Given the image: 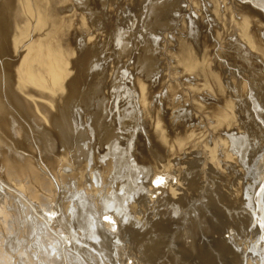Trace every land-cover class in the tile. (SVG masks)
<instances>
[{"label": "bare ground", "instance_id": "obj_1", "mask_svg": "<svg viewBox=\"0 0 264 264\" xmlns=\"http://www.w3.org/2000/svg\"><path fill=\"white\" fill-rule=\"evenodd\" d=\"M77 1L80 2L81 0ZM77 1L0 0V264H246L244 263V261L247 262L248 252L246 253V251L242 247V244L239 243V237L242 236V234L246 230L248 231L251 229V226H253L251 223L255 222L257 217L255 218V212L251 211V209L250 211L252 213L247 212L246 209L243 210L245 206L243 207L241 205H238L239 203L237 204V201L239 200L238 198L235 197V199L232 197L233 201L230 200L231 197H229V194L231 191L229 192V190L222 189L224 186L221 188V184L224 181H219V179L217 180L215 178L219 177L221 179H225V175L227 173L225 174L223 171L233 165L230 161L234 159V149L237 146L240 148L241 146L244 147L243 143H241L242 141L248 142V146H246V142L244 143L246 148L249 146L251 147V150H247L250 151L249 153L251 160L257 158L260 155L258 153L259 151L257 149L256 142L254 143L256 144V147H254V144H252L250 140L247 141V139L245 138V136H247L249 133L250 127H248L249 130L247 129L248 133L245 131V136L243 133L240 134L243 137L240 135H238L237 137V135H235L236 133H233L235 130L233 126L237 123L235 120H238L236 119L238 114L237 109H239L240 111L241 107L236 108V106H239L237 105L238 103L234 101L235 98L233 99L232 96H230L229 91H231V89H229V86L235 87L233 88V90L235 89L238 93H244V91H240V88L244 87L243 85L245 83L241 85L238 82V84H236V79H233L234 77L232 78L234 81H226L227 78L229 79L232 77H229L228 75H226L228 76L226 80L222 81V72H219L218 69L212 66L215 65V62L213 61L216 60H212V65L211 63H209V56H207L208 52H206L205 54H202L201 52H195L196 50H193L194 48H192V45H182L180 43L182 41H179V44L181 45L180 49H176L179 51H173L175 53L177 52L176 55L175 53H172L179 60L177 58H174V56L172 58H174V60L177 59L180 63V67L182 66V68L179 69V67H177L176 69L178 71H175H177V73H192V75H195L196 79H190V81L187 80L186 82L185 79L189 78V76L191 75H189L188 77L186 76L187 78H181V76L179 78L178 75L180 73L178 75L176 73L177 76L174 75V77H171V79L169 80L166 77V80L168 81L162 82L169 92L168 94L166 91H164L165 93H167V95L165 96V100H167L168 96L169 98L173 97L174 95L175 97H177L176 92L178 93L182 90L184 94L182 92L181 93L184 95V100L185 98H187L192 101L193 105L191 107H194V109L197 110L198 116L202 113H204V115L208 113L209 117L211 116L210 118H213L214 120V122H212L209 118L210 122H212L209 125L211 129L210 127H208V131H210L213 136H208L206 132L203 131V128H205L206 126H202L203 130L200 131L199 128L201 126L199 125L203 124H200L201 122H199V124L197 123V126L199 127L195 125L196 123H192L195 125L194 128L193 126H189L188 128L186 126H183L182 128V120H178L180 121L181 125L178 124V121L175 122V120L178 119L177 117L181 115L179 114L180 112H176L175 107L172 109L175 110V115L177 113L179 114L177 117L174 115V112L171 113L173 110H171V112H167L169 110L167 108L168 110L166 111V114L171 113L175 116L173 117L175 120H170L169 118H171L172 115L169 114V116H171L169 118L166 117V115L162 112L163 110L161 106L153 103V97L157 95L155 91H153V88H156L154 87L155 82L158 83V80L160 79L157 78V81L156 79H153V81V76H150L152 77L150 78L151 80H149L148 78L150 72L153 71V68H158L155 67L156 59L158 57H156V59L152 57V53L150 52L151 49L149 50L151 54H149V52L147 53L148 49L145 47L141 48L142 50L140 49V53L138 51V57L136 56L137 60L135 56L133 57L136 60L135 66L137 65V68H139V64L141 68V72H139L140 70H138L140 74L138 75L137 73L136 79H134L135 86L138 91H136L135 89L134 92L136 93V95L132 93L133 96L135 95V101L137 102L134 101L135 104L131 102V105H125L127 107H131H126L124 111H121V105H115V108L118 109V113H115L113 110V105L116 103L111 104V102H114L121 96L123 97L124 94L123 92H121L123 95L121 94V96H119L118 98L115 97L116 99L114 98L115 100H112L110 102L112 96H110L109 94L111 93L108 94V92H106V88H108L109 82L108 79L107 81L105 79L103 80L104 75H107V73H105L107 72V70L105 69L106 66L104 64L105 60L102 58L104 60L102 61L100 58H97L99 57L100 53L98 54L97 52H95L96 50H93V48L88 45L89 42H87L88 44L86 43V41L89 39L85 38L86 34L84 36L81 35L80 37H78H83L82 40L80 39L81 43L76 41L77 44L80 43V49L76 47V50L73 49V44L71 45V41L69 42V40L73 39L74 37L71 36L72 38L69 39L71 27L76 24L73 23V19L75 18L74 16H76V18L77 16H81L80 20L83 26H86L88 22H90L88 21L86 24V21L88 20L87 18L89 17L87 16L85 18L84 12L83 14H81L82 11H79L80 8ZM147 1L149 2L151 0ZM159 1L160 0H156L155 2L152 1V3H150L147 7V12L144 18V23H146L145 25L147 27H155V25L161 23L166 9L173 4L175 5L176 3H179L177 2V0H164L161 2ZM215 1V4H217L218 7H226L227 1L224 0V3L222 2L223 0H220L222 6L218 4L220 3L219 0ZM231 1L232 0H230V2ZM243 1L241 2L243 3ZM246 1L245 4L251 2L253 3V5L256 4L264 10V0ZM113 2L115 3V0H113ZM113 2L110 4H113ZM127 2L125 1L124 4L126 5ZM137 2L138 4H140V0H137ZM212 2L214 1L212 0ZM235 2L233 3L232 1L231 3H233L235 6L236 4H238ZM237 2H239V0ZM134 4L131 3L130 7L131 5L134 6ZM195 4L197 5V1L195 2ZM223 4H225V6H223ZM91 5L92 4H89L88 6L90 7ZM106 5H108L109 7V4ZM119 5H117V7ZM214 5L212 6L214 7ZM242 5L243 4H241V6ZM100 6H102V4ZM217 6L215 5L216 8L214 7V11L218 15V18L222 19L224 15H222L221 13L223 11L221 12V9H219ZM241 6L238 5L239 8H241ZM130 7L124 8L130 9ZM213 7L212 13L214 12ZM238 7L236 8L235 6L234 10L236 11ZM82 8L83 7H81V9ZM229 8L231 9V6H227L226 9L224 8V11L229 12ZM244 8H247V6ZM251 8L253 7L251 6ZM88 9L90 11V8ZM106 10L108 11V9ZM123 10L125 9H122V11ZM251 10L253 11V9ZM251 10H249L247 13L250 12L249 14H251ZM256 10L260 9L256 8L254 12ZM132 11L133 10L131 9L130 13L135 12ZM230 11L232 12V10ZM100 12L103 14L104 10L103 12ZM114 14L116 15V12ZM230 14L231 13H229V15ZM257 14L261 13L259 12ZM126 15L127 14H125L124 17L127 18ZM248 15L245 14L241 16L242 18L239 20L235 19V17H232L235 15H232L230 16L232 18H229L227 13V19H229V22L231 21V25L227 22L230 25V28H228L229 26H227V32L229 34H232L231 37L239 43V46H246V48L244 47L246 51H243L246 54L245 57L249 54H252L256 55V57L259 59H263L264 61V41H262L259 34L255 31L253 32L251 28V23L253 22L252 20H256L251 19L253 17V14L251 18L250 15ZM262 15L264 16L263 12ZM131 16V19H133V16L135 17V15L133 14ZM137 17H135V19H138ZM142 17L139 18L141 19ZM166 17H168V15ZM146 18H148V20H146ZM140 19L138 20L140 21ZM99 20H101V18H99ZM134 21L136 22L137 20ZM225 21H223L224 24H226ZM259 21L262 22V20ZM122 22L123 21H121L120 24L118 22L116 23L121 26L123 23H127L128 21L123 23ZM220 22L221 21H218L216 24H218L219 26ZM130 23L127 24V27ZM257 23H255L256 26H259V24ZM76 25L79 26L80 24L78 25L77 23ZM129 26L131 27V24ZM262 26H264V24L261 25V28L259 26V28L263 29L264 27L262 28ZM86 28L85 30H87ZM94 29H96L95 31L102 30V28ZM215 29L217 31L216 27ZM222 29L220 30L226 32V29ZM107 30L110 29L107 28ZM130 30L132 31V29ZM124 31H126V27ZM260 31L264 32L262 30ZM121 32L117 33V35H114L116 33H113V31L110 32L112 33V35H114L113 38L117 36L118 41L120 42L117 43V46H120L121 43L122 45L123 43L126 44V42L124 41L125 37L123 38V33ZM143 32L145 33V31ZM218 34L219 33H217V35ZM93 35L94 34H92V36L90 37H93ZM221 35L223 34L221 33ZM105 36L107 37V35ZM108 36H111V34ZM132 37H134L135 39V36L132 35L131 38ZM188 37L186 38L189 39ZM197 37L199 38L196 39V42L197 44H200H198V47L201 48V39L203 40V38H200L199 35ZM220 37L222 38L223 36ZM231 37L229 36V38ZM94 39H96L95 35ZM94 39H92L91 41L93 42ZM223 39L225 38L223 37ZM183 40L186 41L185 39ZM205 40H207V37L205 38ZM96 41L101 40H99L98 38L96 39ZM190 41L188 40V42ZM114 42V44H116V41ZM212 42L210 44H212ZM228 42H230L231 44L230 39ZM109 43H111V41L107 44ZM134 44L135 45H132L133 48L134 46L136 47L135 42ZM140 44L142 43L140 42ZM145 44L146 43H144V45ZM91 45L95 46L96 44ZM124 46L125 48L127 47L126 45H123V47ZM196 46L197 45H195V47ZM206 46L204 47L205 51L207 50L205 49ZM214 47L215 46H213V48ZM120 48L122 49V46H120L119 49ZM127 48L126 51L128 50ZM114 49L110 51L112 52ZM208 49L210 51L212 50L210 49V47ZM218 49L216 50L219 51ZM97 51L100 52L99 50ZM107 51H105L104 53H106ZM225 51L227 50L225 49ZM225 51L223 52L227 53ZM127 52L125 54H128ZM214 53L215 51L213 52V54ZM231 53L235 54V51ZM101 55L103 54L101 53ZM218 55L220 54L218 53ZM242 55L243 53L241 54V56ZM250 55L248 56V58L250 57ZM210 56H212V53ZM107 58L106 60L109 59ZM112 58H110L111 61L115 57L113 59ZM215 58L216 57H214V59ZM222 59H220L219 61H221ZM234 59L236 58L234 57ZM251 59H248L249 62H254V60ZM158 60L159 59H157V61ZM223 60H225V58ZM111 61L110 63H112ZM123 61H125L124 58ZM176 61L175 64L172 62L174 66H176V64L178 63H176ZM263 61L262 63L264 64ZM129 62L130 61L127 62L128 64L126 63L128 66L124 64L123 65L129 67ZM159 62L157 63L159 64ZM167 62H170L171 65V61ZM122 63L121 67H123ZM259 63L261 64V62ZM217 64L219 65V63ZM106 65H110L111 67L113 66V68H115L112 64ZM177 65L179 66V64ZM245 65L247 66V64ZM255 65L256 64L254 63V66ZM263 66L260 67L263 68ZM130 68L132 70L133 67ZM255 68L257 67L255 66ZM122 69L123 68H121V70ZM136 69H134L135 72ZM163 69L168 70V67ZM174 69L175 67L171 70ZM245 69L249 70L250 68L249 66H247V68L245 67ZM117 70L116 72H118ZM234 70L235 69L230 72L235 73L237 69L235 70V72H233ZM113 71L114 73H112L115 74L116 72L114 69ZM158 71L159 70H157L156 72ZM162 71L166 72L164 70H161V72ZM239 71H237V75L240 74ZM259 71L261 73L264 70ZM133 74H131V76H134ZM156 74L158 75L160 73ZM127 75L125 74L124 76ZM235 75L236 74H234V76ZM240 75L242 76V74ZM256 75L255 78H258L256 77ZM260 75L261 74H259L258 76L261 77L262 75ZM109 76L112 78L113 75ZM119 76L122 75L119 74ZM161 76H163V73ZM110 77L109 80L111 79ZM163 77L165 78V76ZM191 78L194 79L193 77ZM249 78L246 80L244 78L242 80L249 81ZM119 79H117V81ZM239 80L240 78L238 79V81ZM242 80L240 81L242 82ZM111 81H113V79H111ZM127 81H130L129 78ZM251 81L254 82L253 80ZM261 81L262 84H264V81ZM225 83L227 84V86ZM131 84H134V82L132 81L130 85ZM159 84L157 85L159 86ZM251 85L253 84L251 83ZM248 86L249 85H247L246 87L248 88ZM253 86V89H255V85ZM109 87H111V83ZM119 87L121 86L118 85V89ZM260 87V89H262L261 85ZM115 88V91H117V87ZM162 88L163 86L161 85V88L157 89ZM260 89L258 88L257 90ZM121 90H123V87L121 88ZM262 91H264V87ZM262 91L260 90L261 93ZM126 92L128 93V91ZM203 92L206 93L204 94ZM256 92L257 91H255V94L257 95ZM127 93L126 95L129 97L131 93ZM247 93L249 94V91ZM261 93H258V95L261 96ZM114 94L116 95L115 92ZM161 95L158 94L157 97H160ZM200 95H203L202 98L206 96V98H208V95H210L215 99H212L213 102L210 105L207 103V105L204 102V99V101H202V98L200 100ZM234 95L235 94H233V96ZM236 95L239 94L236 93ZM243 95H245V93ZM109 97H111V99ZM162 97L164 96L162 95ZM162 97L161 99H158V101L161 100L163 102L162 99L164 98ZM178 97L180 98V96ZM210 98H208V102ZM245 98L248 97L246 96L244 97V99ZM174 100L172 103H175ZM186 100L184 102L187 103ZM190 100L188 101V104ZM250 101L248 102L250 103ZM120 102L121 101L118 100V104ZM164 102L166 103L167 101ZM160 105H162V103ZM205 105L208 107H206ZM181 108L185 109V107ZM187 108H189V106H187ZM252 108L254 110L256 109L255 104L252 105L250 109ZM250 109L248 110L250 111ZM185 111L187 112V109ZM243 111H245V109ZM191 113V111H188L187 115ZM195 115L192 116L195 117ZM188 116L190 117L191 115ZM121 117L126 120L128 119L129 121H127L126 124H122L124 123L122 121L126 120H121L122 123H120L119 118ZM204 117L201 118L203 119ZM237 118H240V116H238ZM254 119L256 121V118ZM191 120L189 123H191ZM204 121L206 120L204 119ZM207 121L209 122V120ZM247 122H250L249 119ZM185 125H187V123ZM205 125L207 124L205 123ZM231 126L232 128H230V130L233 132L227 133V131H225V128L229 129V127ZM235 126L237 127V125ZM240 127H242V125H240L239 128ZM243 127L245 128V126ZM222 129L223 131H225V134H227H224L225 137L221 134L223 133L220 131ZM260 129L261 127L259 128V132L262 131ZM127 130L129 132L125 133ZM205 134L207 135L206 138H209L211 136L210 138H212L213 142L210 143L208 139L204 138L206 136ZM229 137H231L232 139L230 138V140ZM255 137L258 136L256 135ZM262 138L263 137L260 138V142ZM240 143L242 145H239ZM220 144L222 145V148L220 147ZM219 148H221L222 150ZM197 150H199L200 153ZM220 150L222 151L220 155H224V158L222 157V159L220 158L221 156H218V152H220ZM137 151L140 152V154H138ZM195 153L201 154L202 157H207V160L209 157V160L213 162V164L211 163L210 167L208 166V163L210 162H204L205 167H207L208 171H210L207 172L209 173V175H211L212 181L210 179H207L208 181L210 180L211 183L209 181L210 184H207L208 186L205 188L203 186V188L201 189L200 187H202V183L204 181L202 183H198V177L202 175H199L200 171H198V168L194 167V165L197 164L195 161L198 158V156L197 158L194 156L196 155ZM206 153L208 154V156L206 155ZM243 153L241 155H243ZM187 154L190 155L186 156ZM182 155L184 157L186 156L187 158H184V160L183 158H181ZM190 156L195 158V160L192 158V160H190L188 158ZM202 159L199 158L198 160L201 161ZM228 160L230 162H228L229 166L226 163ZM201 162L203 163V160ZM205 167L203 166V168ZM205 170L203 169V172ZM205 173H203V175ZM208 176H206L205 179ZM240 178L241 177H239V179ZM194 179H196L198 182ZM243 179H245V177H243ZM197 189L201 193L199 191L197 193ZM238 193L239 192H235V194H237L236 196H238ZM243 197L245 196L243 195ZM261 197H259L260 200H258V205H260L261 201H264L263 199H261ZM246 200H249V198ZM250 204L251 202L248 205ZM256 204L257 203H255V205ZM183 205L186 206L185 214L181 209L179 210V208H181ZM240 206L242 208H240ZM154 210L158 213L160 212L161 216L163 217H165L166 215L167 219H165V221L161 224L152 222L151 220L155 219V217L151 218L149 217V215L152 214ZM226 223L230 226L226 227ZM231 227L236 228L238 232V235L233 238L231 237V234L226 235V233H229L230 230L234 231V228ZM249 227L250 229H247ZM259 228L261 229V226ZM259 228H256L257 232L262 231V229L259 230ZM215 231L220 233V235L217 234L218 237H215ZM253 231L255 232V229ZM210 235L213 236L211 238H206ZM243 243L245 242L243 241ZM250 248L252 251L253 247ZM257 250L259 252V249ZM251 251H249L250 255L248 254L250 258L251 256L255 257V254L258 253L257 251L256 253H254L255 251ZM251 253H253L254 255H252ZM256 257L259 258L258 254ZM258 263L261 264L260 262Z\"/></svg>", "mask_w": 264, "mask_h": 264}, {"label": "rangeland", "instance_id": "obj_2", "mask_svg": "<svg viewBox=\"0 0 264 264\" xmlns=\"http://www.w3.org/2000/svg\"><path fill=\"white\" fill-rule=\"evenodd\" d=\"M75 1V0H74ZM77 1V0H76ZM90 1H94V0H81L80 2L79 1H77L79 4V11L81 10L82 11V13L81 14H83V12H84V15H85V18L88 16L89 18H87L86 20V24H87V22L88 21H90L91 22V24H90V22H88V24L86 25V26H83L82 24H81V16L80 17H78L77 16V18H76V16H74L75 18L73 19V23H78V25L79 26H81V27H79V26H77L76 24H74V26L73 27H71V30H70V33H69V39L70 38H72L71 36H74L73 37V39H74V42H73V39H70L69 40V42L71 41V45H72V47H73V49H75L76 50V48H78V49H80V47L81 46H79V44L81 43V40H82V38L83 37H81V38H78V37H80L81 35L82 36H84L85 34V38H92V39H94V35H95V38L96 39H98L99 38V40H101V41H96V39H94V43L91 41L92 39H86L87 41H86V43L87 42H89V46L90 47H92L93 48V50H96L95 52H97L98 54H99V57H97V58H100L102 61H104V64H105V69L107 70V72H105V73H107V75H104V78H103V80L105 79L106 81H107V79H108V88H106L107 89V91L106 92H108V94L109 93H111V94H109L110 96H112V99H111V97H109L111 100H110V102L113 100H115L116 98H118L119 96H121V92H123V97L121 96L119 99H116L114 102H111V104H114V103H116V104H114L113 106H114V108H113V110H114V112L116 113L117 112V108H115V105H121V107H120V109H121V111H124V109L127 107V106H125V105H131L132 103L133 104H135L134 103V101L136 100V97H135V95H136V93L134 92L135 91V89H136V86H135V80L134 79H136V76H137V73H138V75L140 74L139 72H141V68H140V66H139V64H138V67L139 68H137V65L135 66V64H136V60H137V58H136V56L138 57V54L140 53V51L142 50L141 48H147L148 50H147V53L149 52V50H150V52L152 53H150L149 52V54H151V56L152 57H154L155 59H156V57H158L157 59H159L158 61H157V59H156V64H155V67H158V68H153V73L152 72H150V74H152V75H150L149 74V80H151L150 78H152V77H150V76H153V78H152V80L154 79H156V81L158 80L157 78H159L160 80H158L159 82H160V84H159V82L157 83V82H155V86L154 87H156V88H153V91H155V93L158 95H163L164 97H162V95L159 97H157V95H155L154 97H153V103L154 104H156V105H158V106H161V108H162V112L166 115V117H170L171 115H172V117L171 118H169L170 120H175L173 117H177L179 114H181L179 117H177L178 119L177 120H175V122L176 121H178V120H182L181 121V123H182V128H183V126H186L187 128L189 127V126H193V128L195 127V125L197 126L198 124H199V122H201L200 124H202V125H199V126H201L199 129H200V131L201 130H203V131H205L206 132V134L209 136V135H211V136H213V134H211L210 133V131H208L209 129H208V127H210L209 125H210V123H212V122H214V120H213V118H210L209 117V115H208V113L207 114H205L204 115V113H200L201 115H197V110L196 109H194V107H191L192 105H193V103H192V101L190 100V99H187V98H185V100L187 101V103L186 102H184L185 100H184V93H183V91L181 90H178V91H180V92H176V96L177 97H175V95L173 96V97H170L169 98V96L167 97V100H165L166 98H165V96L167 95V93L169 94V92H168V89H166V87H165V85H163L164 83H162V82H166V81H168L169 79H171V77H174V75L175 76H177L179 73V75H178V77L180 78V76H181V78H187L189 75H191V76H189V78H187V79H185L186 80V82H187V80L188 81H190V79L191 80H195L196 78H195V75L193 74L192 75V73L190 74H188V73H185V72H178L177 73V67H179V69L180 68H182V66L180 67V63L178 62V58L176 57V56H174V54H172V53H175V52H173V51H179V50H176V49H180V44H179V41H182V42H180L182 45L183 44H189V45H192L193 47L192 48H194L193 50L195 51V52H201L202 54H205L206 52H208L207 53V56H209L208 58H209V60L211 61H209V63H211V65H212V63L213 62H215L214 64L215 65H212L213 67H215L216 69H218L219 70V72H222L221 74H222V81L223 80H226V78L229 76V77H231V78H227V80L226 81H231V80H233V79H236V84H238V82L242 85V84H244L243 86L245 87H242L240 84V86L242 87V88H240V91L242 90V91H244V93H245V95L246 94H248L247 92L249 91V94L248 95H246L248 98H245L244 99V97H246L245 95H243L244 93L243 92H240V93H238L235 89V91L233 90V88H235V87H232V86H229V89H231V91H229L230 92V96H232V98L234 99V101L235 102H237L236 104L239 106V107H237L236 106V108H240V111H239V109H237V112H238V114H237V117L238 116H240V118H237L236 117V119H238L239 121L240 120H242L243 121V124H242V121H238V120H235L237 123H239L240 125H242V127H240L239 128V124H237L236 122V124L235 125H237V127L235 126H233V128L235 129L234 130V132L233 131H231L230 130V128H232V126L231 127H229V129L228 128H225L224 130L225 131H227V133H236L235 135H237V137H238V135H240V134H244L245 133V131L248 133V131H247V129H248V127H250L248 130H249V133H248V137L247 136H245V134H244V136H245V138L247 139V141L248 140H250L251 142H252V144H254L255 142H256V144H254L253 146L254 147H256L257 146V149H258V153L260 154H258L259 156L257 157V158H255V159H253V160H251V157H250V151H247V150H251V147L249 146V147H247L246 148V146H248V142H246V146H245V142H241V143H243V145H244V147H245V149H244V147L243 146H241V148L240 147H236L235 149H234V159H232L230 162H231V164H233V165H231V167L230 168H227L225 171H223L225 174V179H221V178H219V177H215L217 180L219 179V181H221V180H223L222 182L224 183H220L221 184V188L222 189H225V190H229V192H230V194H229V197H231L230 198V200H232L233 201V199H232V197L233 198H238L239 200L237 201V204L238 205H241V206H245L244 208H243V210H247V212H250V213H252L251 211H253V212H255V218H256V223L255 222H252L251 224L253 225V226H251V229H250V227L249 228H247V229H250V230H246L243 234L245 235H243L242 234V236H240L239 238H240V240H239V243L240 244H242V247L244 248V250L246 251V253H247V262L246 261H244V263H246V264H257L258 262H260L261 264H264V257H263V253H264V231H263V228H264V201H261L260 202V205H258V200H260V198L259 197H261L262 195V197H261V199H263L264 200V91H262L263 90V87H264V84H262V81L261 80H263L264 81V71H262L261 73H260V71L259 70H264V64L262 63V61H263V59H259V58H257L256 57V55H250V57L252 58H248V56L249 55H247L246 57H245V49H244V47L246 48V46H239V43L235 40V39H233L232 37H231V33L229 34L227 31H228V29H227V26H229L228 28H230V25H231V21L229 22V19H227V17L229 16V18H232V17H235V19H241L242 17L241 16H243V15H245V14H249V13H247L249 10H251V9H253V11L251 10V14H249L250 15V18L252 17V14H253V17L251 18V19H256V20H252L253 22L251 23V28H252V30H253V32L255 31L256 33H258L259 34V36H260V38L262 39V41H264V37H262V36H264V32H261L260 30H262V31H264V26H262V28L263 29H260L261 28V25H263L264 24V16L262 15V12L264 13V10L262 9V8H260L259 6H257L256 4V6L255 5H253V3H251V2H249V3H246L245 4V1H243V0H239V2H237L238 0H236V2H235V0H232L233 1V3L235 2V3H238V4H236L235 6H236V8L238 7V5L239 6H241V4H243L242 6H241V8H239L238 7V9H236V11L234 10V8H235V6H234V4L233 3H231L230 2V0L228 1V0H225V1H227L226 2V7H218L217 6V4H215V0H213L214 2H212V0H177V2H179V3H176L175 5L173 4L172 6H170V7H168L167 9H166V12H165V15H164V17H162V22L161 23H159V24H157V25H155V27H147L145 24L146 23H144V21H145V14H146V12H147V7H148V5L150 4V3H152V1H156V0H151V1H147V0H140V4H141V6H140V4H138V2H137V0H134V1H130V0H128V2H127V0H118V2H117V0H115V3L113 2V0H111V2H110V0H100V3L102 4V6H100L101 4L99 3V0L98 1H94L93 3L92 2H90ZM105 1V2H104ZM122 1V2H121ZM126 1L127 2V4L125 5L124 4V2ZM161 1H164V0H160L159 2H161ZM173 1V0H172ZM171 1V2H172ZM181 1V2H180ZM197 1V5L195 4V2ZM199 1V2H198ZM209 3H208V2ZM222 1V0H221ZM241 1H243V3L241 2ZM83 2H84V4H83ZM87 2H89V3H87ZM104 2V3H103ZM107 2V3H106ZM113 2V4H110V3H112ZM116 2H117V4H116ZM120 2H121V4H120ZM134 2H135V4H134ZM174 2H176V1H174ZM203 2V3H202ZM219 2H220V0H219ZM222 2H224V0L222 1ZM247 2V1H246ZM86 3V4H85ZM109 4V7H108V5H106V4ZM132 3V4H134V6L133 5H131V7H130V4ZM147 5H146V4ZM198 3H199V6H198ZM217 3H218V1H217ZM225 3V2H224ZM81 4V5H80ZM89 4H92L90 7L88 6ZM99 4V5H98ZM104 4H105V6L107 7H105L104 6ZM120 4V5H119ZM183 4V5H182ZM219 8V9H221V14L222 15H224L223 17H222V19H223V21H225V19H226V24H224V22L222 21V19H219L218 18V15L216 14V12L214 11L215 10V5ZM219 5H221L222 6V3L220 2V3H218ZM249 4H250V6H249ZM98 5V6H97ZM117 5H119L118 7H117ZM121 5H122V7H121ZM125 5V6H124ZM146 5V6H145ZM182 5V6H181ZM212 5H214V7L212 6ZM85 6V7H84ZM104 6V7H103ZM111 6V7H110ZM113 6V7H112ZM116 6V7H115ZM130 7V9H126V8H129ZM144 6V7H143ZM197 6H198V8H197ZM223 6H225V4H223ZM227 6H231V9L230 10H232V12L229 10V12H226V11H224V8L226 9L227 8ZM247 6V8H244V7H246ZM249 6V7H248ZM251 6L253 7V8H251ZM255 6V7H254ZM81 7H83L82 9H81ZM92 7V8H91ZM96 7V8H95ZM102 9H101V8ZM124 7H126V8H124ZM138 7V8H137ZM146 7V8H145ZM200 7V8H199ZM205 7V8H204ZM212 7L214 8L213 9V13H212ZM232 7H233V9H232ZM259 7V8H258ZM88 8H90V11H89V9ZM98 8V9H97ZM100 8V9H99ZM105 8V9H104ZM111 8H112V10H111ZM116 9V11H115V9ZM125 9V10H123V11H125V12H123L122 11V9ZM136 8V9H135ZM249 8H251V9H249ZM257 8V9H260V10H256L255 12H254V10ZM84 9V10H83ZM85 9H87V10H85ZM93 9V10H92ZM106 9H108V11L106 10ZM131 9L133 10V11H135L134 13H130L131 12ZM135 9V10H134ZM174 9H175V11H174ZM239 9H240V11H239ZM244 9V10H243ZM249 9V10H248ZM95 10V11H94ZM103 10H104V12H103ZM118 10V11H117ZM120 10H121V13H120ZM138 12H137V11ZM142 10V11H141ZM182 10V11H181ZM186 10V11H185ZM197 10V11H196ZM199 10H200V12H199ZM203 10V11H202ZM241 10H243V11H241ZM246 10H248V11H246ZM87 11V12H86ZM100 11H102L103 12V14L100 12ZM132 11V12H133ZM140 11V12H139ZM183 11H185V12H183ZM233 11H235V12H233ZM238 11V12H237ZM245 11V12H244ZM257 11H259L261 14H257V13H259V12H257ZM85 12H86V14H85ZM89 12V13H88ZM93 12V13H92ZM113 12V13H112ZM116 12V15L114 14ZM118 12V13H117ZM123 12V13H122ZM143 12V13H142ZM145 12V13H144ZM179 12V13H178ZM184 14H183V13ZM187 12V13H186ZM224 12H226V13H224ZM241 12H242V14H241ZM245 14H244V13ZM101 13V14H100ZM104 13H105V15H104ZM109 13H111V14H109ZM141 13V14H140ZM171 13V14H170ZM181 13V14H180ZM200 13V14H199ZM227 13H228V16H227ZM229 13H231L230 15H229ZM241 15H240V14ZM79 14V13H78ZM80 14V15H81ZM120 14H123V15H120ZM125 14H127L126 16H127V18L126 17H124L125 16ZM129 14V15H128ZM135 15V17H137L138 19H140L139 17H142L141 19H140V21L138 20V19H135V17L133 16V19H131V15ZM173 14H174V16H173ZM197 14V15H196ZM255 14V15H254ZM94 15H96V16H94ZM110 15V16H109ZM118 15V16H117ZM137 15V16H136ZM168 15V17H166ZM179 15V16H178ZM182 15H184V16H182ZM186 15H187V17H186ZM200 15V16H199ZM216 17H215V16ZM225 15H226V17H225ZM232 15H235V16H232ZM248 15V16H249ZM259 15V16H258ZM262 17H261V16ZM122 16V17H121ZM129 16H130V18H129ZM202 16V17H201ZM230 16H232V17H230ZM256 16V17H255ZM91 17V18H90ZM115 17V18H114ZM121 17V18H120ZM179 19H178V18ZM257 17H261L260 19L259 18H257ZM94 18V19H93ZM99 18H101V20H99ZM105 20H104V19ZM184 18V19H183ZM209 18V19H208ZM212 18V19H211ZM218 18V19H217ZM263 18V19H262ZM93 19V20H92ZM96 19V20H95ZM108 19V20H107ZM114 19V20H113ZM121 19V20H120ZM131 19V20H130ZM202 19V20H201ZM257 19H258V21H257ZM134 20H137L136 22L134 21ZM146 20H148V18H146ZM176 20V21H175ZM204 20V21H203ZM207 20V21H206ZM231 20V19H230ZM259 20H262V22L261 21H259ZM94 21V22H93ZM97 21H98V24H97ZM102 21V22H101ZM118 22L119 24H120V22L121 21H123V22H127V23H121L122 25L120 26V25H118V23H116V22ZM132 21V22H131ZM210 22V24H209V22ZM218 21H221L220 23H219V26H218V24H216ZM254 21H255V23H257V22H261V23H257V24H259V26H260V28H259V26L257 27L256 26V24L254 23ZM117 24H115V23ZM131 22V23H130ZM134 22V23H133ZM141 22H142V24H141ZM165 22V23H164ZM185 22V23H184ZM223 22V23H222ZM230 23V25L228 24V23ZM94 25H93V24ZM103 23V24H102ZM128 23H130L131 24V27L128 25V27H127V24ZM133 23V24H132ZM201 23V24H200ZM96 24V25H95ZM105 24H107V25H105ZM161 24V25H160ZM200 24V25H199ZM215 24V25H214ZM223 24H224V26L226 27H224L223 26ZM254 24V25H253ZM77 27H76V26ZM98 25V26H97ZM101 25V26H100ZM109 25V26H108ZM124 25V26H123ZM159 25V26H158ZM221 25H222V28L227 32H224V31H221L220 29H222L221 28ZM89 26H91V27H89ZM92 26H93V28H92ZM94 26H96V27H94ZM100 26V27H99ZM108 26V27H107ZM134 26V27H133ZM157 26V27H156ZM166 26V27H165ZM198 26V27H197ZM200 26V27H199ZM215 26L216 28H217V31H216V29H215V27H214V29H213V27ZM87 27V28H86ZM106 27V28H105ZM125 27H126V31H124V29H125ZM203 27V28H202ZM205 27V28H204ZM78 28H80V29H78ZM84 28V29H83ZM85 28L87 29V30H85ZM94 28H97V29H99V28H102V30H98V31H95L96 29H94ZM103 28H104V30H103ZM107 28L108 29H110V30H107ZM137 28V29H136ZM141 28V29H140ZM201 28V29H200ZM208 28H210V29H208ZM218 28H220V29H218ZM75 29V30H74ZM82 29V30H81ZM122 30V32H121V30ZM129 29V30H128ZM130 29H132V31L130 30ZM204 29V30H203ZM222 29V30H223ZM77 30V31H76ZM79 30V31H78ZM81 30V31H80ZM84 30V31H83ZM119 30V31H118ZM139 30V31H138ZM141 30V31H140ZM192 30V31H191ZM195 30V31H194ZM200 30H202V31H200ZM209 33H207L206 31ZM258 30V31H257ZM85 31H86V33H85ZM105 31V32H104ZM111 31H113V33H116V34H114V35H117V33H123V38H124V41L126 42V44L125 43H123V45H126L127 47L129 46V45H131V46H129L127 49L129 50H127L126 51V48H125V46L123 47V45H122V43H121V45L120 46H122V49L120 48L119 49V47L120 46H117L118 44V38H117V36L116 37H114L113 38V36L114 35H112V33H110ZM115 31V32H114ZM128 31V32H127ZM143 31H145V33L143 32ZM159 33H158V32ZM212 31V32H211ZM106 32H107V34H106ZM125 32H127V33H125ZM130 32V33H129ZM184 32V33H183ZM205 32V33H204ZM216 32V33H215ZM259 32H261V33H259ZM89 35H88V34ZM109 33V34H108ZM154 33V34H153ZM201 33V34H200ZM211 33V34H210ZM215 33V34H214ZM217 33H219L220 34V36H223L225 39H223V37L221 38L220 36H219V34L217 35ZM221 33L223 34V35H221ZM76 36H75V35ZM92 34H94L93 35V37H90V36H92ZM111 34V36H108V35H110ZM160 36H159V35ZM183 34H185V35H182ZM200 36V38L202 37L203 38V40L201 39V43H202V46H201V48H199L198 47V44H197V42H196V39L197 38H199V37H197L198 35ZM204 34V35H203ZM78 35V36H77ZM102 35V36H101ZM104 35V36H103ZM105 35H107V37L105 36ZM135 36V39H134V37H132L131 38V36ZM145 35V36H144ZM186 35H188V36H186ZM215 35V36H214ZM89 36V37H88ZM129 36V37H128ZM169 36V37H168ZM180 36H182L183 37V39H185L186 41H184L183 39H182V37H180ZM190 36H191V38H190ZM207 37V40H205V38ZM213 36V37H212ZM229 36L231 37V38H229ZM103 38V40H102V38ZM111 37V38H110ZM137 37V38H136ZM140 37V38H139ZM186 37H188L189 39H187ZM227 37V38H226ZM117 38V39H116ZM209 38H211V39H209ZM81 39V40H80ZM106 39H107V41H106ZM132 39H134V40H137L138 42H139V40H140V42L142 43V44H140V42L138 43L137 41H134V40H132ZM143 39V40H142ZM161 39V40H160ZM190 39H191V41H190ZM193 39H195V40H193ZM221 39H223V40H221ZM228 39V40H227ZM229 39H230V41H231V44H230V42H228L229 41ZM104 40H105V42H104ZM109 40V41H108ZM151 40V41H150ZM163 40V41H162ZM188 40L190 41V42H188ZM209 40V41H208ZM210 40H211V42H212V44H210L211 42H210ZM227 40V41H226ZM80 42V43H78L77 44V42ZM111 41V43H109V44H107L108 42H110ZM114 41H116V44H114L115 42ZM129 41V42H128ZM131 41V42H130ZM132 41H134L135 43H136V47L134 46V48L132 47V45H135L134 44V42H132ZM170 41V42H169ZM195 42V44H194V42ZM206 41V42H205ZM222 41H225V42H222ZM232 41H234V42H232ZM76 42V43H75ZM92 42V43H91ZM102 42V43H101ZM128 42V43H127ZM150 42V43H149ZM186 42V43H185ZM188 42V43H187ZM205 44H204V43ZM207 42H208V44L209 45H211V46H209L208 44H207ZM210 42V43H209ZM219 42H221V43H219ZM97 43H98V45H97ZM104 43V44H103ZM120 43V42H119ZM131 43H133V44H131ZM137 43H138V45H141V46H138L137 45ZM144 43H146L145 45H144ZM219 43V44H218ZM225 43H226V45H225ZM234 43V44H233ZM237 43H238V46H239V48H238V46H237ZM91 44H96L95 46H93V45H91ZM101 44V45H100ZM206 44H207V46H209L210 47V49H212L211 51L208 49L209 47H207L206 46ZM218 44V45H217ZM228 44V45H227ZM87 45V46H88ZM104 45H106V46H104ZM195 45H197L196 47H195ZM200 45V44H199ZM203 45H205L206 46V48L205 49H207L206 51L204 50V47L205 46H203ZM222 45V46H221ZM225 45V46H224ZM100 46H102V47H100ZM118 47V48H116V47ZM144 46V47H143ZM172 46H173V50H172ZM178 46V47H177ZM213 46H215L214 48H213ZM230 46H231V48H230ZM236 48H235V47ZM76 47V48H75ZM138 47H139V50H138ZM155 47V48H154ZM212 47V48H211ZM225 47H228V48H225ZM242 47V48H241ZM104 48H105V50H104ZM115 48V49H114ZM123 48H124V50H123ZM132 48V49H131ZM203 48V49H202ZM218 49L219 51H217L216 49ZM222 48H223V50H222ZM231 50H230V49ZM233 48V49H232ZM112 49H114L112 52L110 51V50H112ZM134 49V50H133ZM141 49V50H140ZM157 49V50H156ZM171 49V50H170ZM221 49V50H220ZM225 49L227 50V51H225ZM229 49V50H228ZM242 49V50H241ZM97 50H99L100 52H98ZM108 50V51H107ZM120 50V51H119ZM122 50H123V52H122ZM159 50V51H158ZM200 50V51H199ZM105 51H107L106 53L108 54H106V53H104ZM110 51V52H109ZM118 51H119V53H118ZM135 51V52H134ZM138 51H139V53H138ZM153 51V52H152ZM170 51V52H169ZM172 51V52H171ZM210 51V52H209ZM215 51V53L213 54V52ZM217 51V52H216ZM223 51H225V52H227V53H224ZM235 51V54L234 53H231V52H234ZM244 51V52H243ZM114 52V53H113ZM116 52V53H115ZM128 53V54H125V53ZM134 52V53H133ZM221 52V53H220ZM243 53V55L242 56H244V57H242L241 56V54ZM96 53V54H97ZM101 53L103 54V55H101ZM121 53V54H120ZM157 53V54H156ZM164 53V54H163ZM177 53V52H176ZM176 53H175V55H176ZM210 53V54H209ZM211 53H212V56H210L211 55ZM218 53L220 54V55H218ZM239 53H241V54H239ZM97 54V55H98ZM115 54V55H114ZM122 54H124V55H122ZM131 54V55H130ZM201 54V55H202ZM226 54V55H225ZM235 56H234V55ZM239 54V55H238ZM109 55H110V57H109ZM154 55V56H153ZM172 55V56H171ZM225 55V56H224ZM104 56V57H103ZM109 58H107V57ZM131 58H130V57ZM135 56V58H136V60L133 58ZM174 56V58H177V59H175L174 60V58H172ZM216 57L215 59H214V57ZM220 56V57H219ZM222 56H223V59L225 58V60H223L222 59ZM108 59V60H106V58ZM115 59V62H114V59ZM116 57H118V58H116ZM120 57H121V59H122V61H123V58H124V60L125 61H123V63H122V61H121V59H120ZM125 57H127V58H125ZM213 57V58H212ZM234 57L236 58V59H234ZM238 57V58H237ZM240 57V58H239ZM242 57V58H241ZM254 57V58H253ZM104 60H103V59ZM110 58H112L113 60L111 61L110 60ZM128 58H130V59H128ZM173 59V61H172V59ZM212 58V59H211ZM244 58V59H243ZM131 59H132V61H131ZM161 59V60H160ZM171 59V60H170ZM217 59H218V62H217ZM220 59H222L221 61H219ZM246 59V60H245ZM248 59H251V60H254V62L253 61H251L252 62V64H251V62H249V60ZM116 60H117V62H119V63H117L116 62ZM126 60H127V62L128 61H130L129 63V67H126V66H128L127 64V62H126ZM163 60V61H162ZM177 60V61H176ZM212 60H216V61H213L212 62ZM235 60V61H234ZM243 60V61H242ZM257 60V61H256ZM262 60V61H261ZM110 61L112 62V63H110ZM160 61V62H159ZM167 61H171V65H170V62H167ZM175 61H176V63L177 64H179V66L176 64V66H174V64H175ZM239 61V62H238ZM134 64H132V63ZM157 62H159V64L157 63ZM164 62V63H163ZM172 62L174 63V64H172ZM221 62V63H220ZM257 62V63H256ZM259 62H261V64L259 63ZM264 62V61H263ZM121 63H122V66L123 67H121ZM127 63V64H126ZM163 63V64H162ZM217 63H219V65L217 64ZM236 64V65H234V64ZM254 63L256 64L255 66L257 67V68H255V66H254ZM106 64H112V65H114V67L115 68H113V66L111 67L110 65H106ZM126 65V66H124V65ZM162 66H161V65ZM170 66H169V65ZM217 64V65H216ZM220 64H221V66H220ZM223 64V65H222ZM245 64H247V66H249V68L251 69H245V67L247 68V66L245 65ZM258 64V65H257ZM131 65V66H130ZM133 65V66H132ZM159 65V66H158ZM251 65V66H250ZM109 66H110V68H109ZM119 68H118V67ZM161 66V67H160ZM168 67V70L167 69H163V68H167ZM175 67V69L174 70H171V69H173L174 67ZM220 66V67H219ZM259 66V67H258ZM263 66V68H261V67ZM130 67H133L132 68V70H131V68ZM170 67H171V69H170ZM226 67V68H225ZM233 67V68H232ZM254 67V68H253ZM121 68H123L122 70H121ZM127 68V69H126ZM137 68V69H136ZM160 68H162V69H160ZM224 68V69H223ZM228 68H230V69H237L236 70V72H235V70L233 71V72H235V73H232V72H230V71H232V70H230V69H228ZM239 68V69H238ZM253 68V69H252ZM259 68V69H258ZM109 69V70H108ZM113 69L115 70V72H116V70L119 72H116L117 73V75H116V73L115 74H113L114 73V71H113ZM134 69H136V72H135V70ZM159 70L158 72H156L157 70ZM170 69V70H169ZM221 69H223V70H221ZM112 70V71H111ZM138 70H140L139 72H138ZM161 70H164V71H166V72H161ZM175 70H177V71H175ZM228 70H229V72H228ZM240 70V71H239ZM244 70H245V72H244ZM256 70H258V71H256ZM127 71V72H126ZM129 71V72H128ZM133 71V72H132ZM180 71V70H179ZM227 71V72H226ZM237 71H239V73L240 74H242V76L240 75V74H238L237 75ZM248 71V72H247ZM256 71V72H255ZM110 72V73H109ZM113 72V73H112ZM170 72V73H169ZM253 73V75H252V73ZM129 73V74H128ZM133 73H135V74H133ZM156 73H160V74H156ZM162 73H163V76H165V78L163 77V76H161L162 75ZM175 73V74H174ZM176 73H177V75H176ZM227 73V74H226ZM247 73H248V75H247ZM252 75V77H251V75ZM113 75L112 76V78L109 76V75ZM119 74H121L122 76H119ZM127 75V76H124V75ZM131 74H133L134 76H131ZM143 74V73H142ZM164 74H166V75H164ZM186 74V75H185ZM224 74V75H223ZM232 74V75H231ZM234 74H236L235 76H236V78H235V76H234ZM245 74V75H244ZM257 74V75H256ZM259 74H261L260 76L261 77H259L258 75ZM116 75V76H115ZM156 75H157V77H156ZM168 75V76H167ZM170 75V76H169ZM226 75H228V76H226ZM241 77H240V76ZM255 75H256V77H258V78H255ZM107 76H109L111 79H113V81H111V79L109 80V77H107ZM115 76V77H114ZM187 76V77H186ZM239 76V77H238ZM246 76V77H245ZM248 76V77H247ZM249 76H250V78H249ZM254 76V77H253ZM119 77H120V79H119ZM125 77V78H124ZM126 77H127V79H126ZM132 77V78H131ZM134 77V78H133ZM162 77H163V79H162ZM168 78V80H166L167 78ZM191 77H193L194 79H192ZM234 77V78H233ZM115 78V79H114ZM123 78V79H122ZM128 78H129V80L130 81H127L128 80ZM144 78H146V77H144ZM233 78V79H232ZM240 78V80H242V79H244L245 78V80L246 79H248L249 78V81H248V83H247V81H245V80H242V82L239 80L238 81V79ZM254 78V79H253ZM117 79H119L118 81H117ZM126 79V80H125ZM133 79V80H132ZM253 80L254 82H252L251 80ZM258 79V80H257ZM115 80V81H114ZM123 82H122V81ZM134 82V84H131L130 85V83H132V81ZM153 80V81H154ZM184 80V79H183ZM255 80H257L258 81V84H257V81H255ZM105 81V82H106ZM234 81V80H233ZM245 81V82H244ZM251 81V82H250ZM118 82V83H117ZM121 82V83H120ZM128 82V83H127ZM152 82V81H151ZM192 82H194V81H192ZM232 82V81H231ZM260 82V83H259ZM110 83H111V87H109L110 86ZM251 83L253 84V85H255V89H253L254 88V86L253 85H251ZM264 83V82H263ZM157 84H159V86L157 85ZM226 84V83H225ZM258 86H257V85ZM113 85V86H112ZM115 85V86H114ZM118 85H120L121 87H119V89L121 90V88L123 87V90H119L118 89ZM123 85V86H122ZM134 85V86H133ZM153 85H154V83H153ZM161 85L163 86V88L162 89H157V88H161ZM238 85V86H239ZM247 85H249L248 86V88L246 87ZM260 85L262 86V89H260L261 87H260ZM132 86V87H131ZM158 86V87H157ZM226 86H227V84H226ZM239 86V87H240ZM257 86V87H256ZM115 87H117V91H115L116 90V88ZM134 87V88H133ZM165 87V88H164ZM232 87V88H231ZM111 90H110V89ZM113 88V89H112ZM130 88V89H129ZM243 88H244V90H243ZM260 89L261 91H262V93L260 92V90H257V89ZM166 89V90H165ZM246 89V90H245ZM249 89V90H248ZM113 90H114V92L116 93V95L114 94V92H113ZM163 92H162V91ZM233 90V91H232ZM119 91V92H118ZM126 91H128V93L126 92ZM136 91H138L137 89H136ZM158 91H160V92H162V93H160V92H158ZM164 91H166L167 93H165ZM247 91V92H246ZM255 91H257L256 93H257V95L255 94ZM183 94H182V93ZM120 94V95H118V94ZM126 93L127 94H130L129 95V97L126 95ZM132 93L133 94H135L134 96L132 95ZM154 93V92H153ZM154 93V94H155ZM204 94L206 93V92H203ZM232 93V94H231ZM236 93L237 94H239V95H236ZM243 93V94H242ZM250 93H251V95H250ZM258 93L260 94L261 93V96L263 97H261L260 95H258ZM203 94V95H204ZM233 94H235L234 96H233ZM240 94H241V96H240ZM255 94V95H254ZM118 95V96H117ZM126 95V96H125ZM203 95H200L199 96V98H200V100H201V98H202V96ZM250 95V96H249ZM132 96V97H131ZM178 96H180V98L178 97ZM210 95H208V98H210L209 99V102H208V98H206V97H203L202 98V101H204L206 104L208 103L209 105L213 102L212 101V99L214 100L215 98H212V96H210ZM237 96H239V97H237ZM242 96H243V98H242ZM116 97V98H115ZM128 97V98H127ZM133 97H134V99H133ZM157 97V98H156ZM161 97L162 98H164V99H162L163 100V102L161 101V100H159L158 101V99H161ZM182 97V98H181ZM256 97V98H255ZM260 97V98H259ZM115 98V99H114ZM124 98H125V100H124ZM133 100H132V99ZM168 98H169V100H168ZM172 98H173V100H174V102L175 103H172L173 102V100H172ZM239 99V101H238V99ZM123 99V100H122ZM204 99V100H203ZM236 99H237V101H236ZM118 100L119 101H121L119 104H118ZM132 100V101H131ZM156 100V101H155ZM178 100V101H177ZM190 100V102H189V104H188V101ZM206 100H207V102H206ZM211 100V101H210ZM244 100H248V101H250V100H252V101H250V103L247 101H244ZM257 100V101H256ZM123 101H125V102H123ZM164 101H167L166 103L164 102ZM180 101V102H179ZM181 101H183V102H181ZM263 101V102H262ZM130 102V103H129ZM132 102V103H131ZM135 102H137V101H135ZM156 102H158V103H156ZM159 102H161L162 103V105H160L161 103H159ZM242 102H243V104H242ZM251 102H252V104H251ZM256 102H257V104H256ZM262 102V103H261ZM169 103H171V104H169ZM190 103H192V104H190ZM239 103H240V105H239ZM259 103V104H258ZM177 104H178V106L181 108V107H185V109H180L178 106H177ZM180 104V105H179ZM207 104V105H208ZM246 104V105H245ZM255 104V107H256V109L254 110L253 108H254V106H253V108L252 109H250L251 107H252V105H254ZM167 105V106H166ZM169 105H170V107H169ZM246 107H248V108H246ZM249 105V106H248ZM259 105V106H258ZM260 105H262V106H260ZM112 106V105H111ZM164 106V107H163ZM187 106H189V108H187ZM206 106V105H205ZM124 107V108H123ZM131 106H128L127 108H130ZM175 107V109H176V112H180L179 114L177 113L176 115H175V110H173L172 108H174ZM206 107H208V106H206ZM242 107H245V108H242ZM250 107V108H249ZM261 107V108H260ZM164 108V109H163ZM169 110H168V109ZM171 108V109H170ZM179 108V109H178ZM258 108V109H257ZM260 108V109H259ZM110 109V108H109ZM116 109V110H115ZM178 109V110H177ZM187 109V112L189 111H191L192 113L191 114H188V115H195V113H196V115H195V117H191L192 118V120H191V118L187 115V112L185 111ZM245 109V111H243ZM248 109H250V111H253V112H250ZM262 109V110H261ZM168 110V111H167ZM171 110H173L172 112H171ZM247 110V111H246ZM166 111L167 112H171V113H173L174 112V115L173 114H171V113H167L166 114ZM194 111V112H193ZM196 111V112H195ZM261 111V112H260ZM239 112H241V113H239ZM243 112V113H242ZM118 113V112H117ZM245 113V114H244ZM260 113V114H259ZM169 114H171L170 116H169ZM184 114V115H183ZM199 114V113H198ZM242 114V115H241ZM248 114V115H247ZM259 114V115H258ZM206 117H204V116ZM208 115V116H207ZM255 115V116H254ZM185 118H184V117ZM188 116V117H187ZM245 116H247L248 117V119H249V121L250 122H247L248 121V119H247V117H245ZM252 116V117H251ZM259 116V117H258ZM184 119H183V118ZM197 117V118H196ZM201 117H204L203 119L201 118ZM243 117V118H242ZM245 117V118H244ZM250 117V118H249ZM200 118V119H199ZM211 119V121L212 122H210V119ZM242 118V119H241ZM254 118H256V121H255V119ZM120 120V123H122V122H124V123H122V124H126L127 123V121H129L128 119L126 120V119H123L122 117L121 118H119ZM189 119V120H188ZM195 119V120H194ZM197 119V120H196ZM199 119V120H198ZM204 119L206 120V121H204ZM247 119V120H246ZM121 120H126V121H122L121 122ZM185 120V121H184ZM190 120H191V123H189L190 122ZM207 120H209V122L207 121ZM180 121H178V124L179 125H181V123H180ZM188 121V122H187ZM263 121V122H262ZM247 122V123H246ZM256 122V123H255ZM129 123V122H128ZM187 123V125H185ZM192 123H196L195 125L194 124H192ZM198 123V124H197ZM205 123L207 124V125H205ZM255 125H254V124ZM184 124V125H183ZM250 124V125H249ZM256 125H257V127H256ZM258 125H260V126H258ZM199 126H197V127H199ZM207 127V130H206V127L205 128H203V127ZM243 126H245V128L243 127ZM253 126H255V127H253ZM190 127V128H191ZM251 127H253V128H251ZM261 127V129L260 130H262V131H260L261 132V134H260V132H259V128ZM263 127V128H262ZM185 128V127H184ZM203 128V129H202ZM255 128V129H254ZM257 128V129H256ZM210 129H211V127H210ZM228 129V130H227ZM237 129V130H236ZM240 130V132L241 131H244V132H239V130ZM254 129V130H253ZM231 132H230V131ZM257 130V131H256ZM221 132H223V133H221L223 136H224V134H225V131H223V129L222 130H220ZM238 131V132H237ZM258 132V133H256V132ZM127 132H129L128 130L125 132V133H127ZM140 132V131H139ZM209 132V133H208ZM218 132V131H217ZM251 132V133H250ZM237 133H239V134H237ZM205 134V135H206ZM218 134V133H217ZM250 134V135H249ZM254 134H255V136L257 135L258 137H255L254 136ZM260 134V135H259ZM207 135L204 137V138H206L207 137ZM225 135H227V134H225ZM210 136V137H211ZM240 136H242V135H240ZM206 138V139H208L209 141H210V143L211 142H213L212 141V138ZM225 137V136H224ZM243 137V136H242ZM261 137H263L262 139H261V142L259 141L260 140V138ZM231 137H229V139H230ZM253 138V139H252ZM258 138V139H257ZM138 139V138H137ZM232 139V138H231ZM230 139V140H231ZM245 139V140H246ZM257 141H256V140ZM260 142V143H259ZM143 143V142H142ZM239 144V145H242V144ZM223 144V143H222ZM258 144H259V146H258ZM256 145V146H255ZM220 147L222 148V145L220 144ZM243 147V148H242ZM221 148H219V149H221ZM262 148V149H261ZM255 149V148H254ZM260 149H261V152H262V155H261V152H260ZM222 150V149H221ZM220 150V152H218V156H221L220 158L222 159V157L224 158V155L222 156V155H220L221 153H222V151ZM241 150H242V153H243V155H241L242 153H241ZM199 153H200V151L199 150H197ZM237 151V152H236ZM138 152V151H137ZM246 152V153H245ZM199 153H195L196 155H194L196 158H197V156H198V158H197V160L195 161L197 164L196 165H194V167H196V168H198V171H200L199 172V175L201 174L202 176H203V178H202V176H199L198 177V180H199V182L196 180V179H194V180H196L198 183H202L203 181V183H202V187H200V189L201 188H203V186H204V188L205 187H207L208 185L207 184H210L211 183V181H212V178H211V175H209V173L208 172H210V171H208V168L207 167H205V164H204V162H206L207 161V163L208 162H210V163H208V166L210 167L211 166V163L213 164V162H211V160H209V157H208V160H207V157H202V155L201 154H199ZM138 154H140V152H138ZM248 154V155H247ZM188 155H190V154H187L186 156H188ZM199 155H201V156H199ZM206 155L208 156V154L206 153ZM184 157L183 155H182V157L181 158H187V157ZM247 156H249V157H247ZM245 157V158H244ZM190 160H192V159H194L195 160V158H193L192 156H190V157H188ZM192 158V159H191ZM199 158H203L202 160H203V163L200 161V160H198ZM182 159V160H183ZM205 159V160H204ZM242 159V160H241ZM185 160V159H184ZM183 160V161H184ZM230 160V159H229ZM229 160L226 162L227 163V165L229 166V164H228V162H229ZM245 160V161H244ZM249 160V161H248ZM251 160V161H250ZM260 160V161H259ZM248 161V162H247ZM201 162V163H200ZM229 162V163H230ZM251 162V163H250ZM253 162V163H252ZM236 163V164H235ZM248 163H249V166H248ZM242 164H243V166H242ZM200 166V167H199ZM203 166L205 167V168H203ZM247 168V170H246V168ZM213 167V166H212ZM235 168V169H234ZM249 168V169H248ZM203 169L205 170L204 172H203ZM229 169V170H228ZM231 169V170H230ZM219 170H222V169H219ZM208 171V172H207ZM207 174H206V173ZM203 173H205L206 174V176H208L206 179H205V174L203 175ZM230 174V175H229ZM234 175H236V176H234ZM205 176V177H204ZM247 176V177H246ZM210 177V178H209ZM227 177V178H226ZM239 177H241L240 179H239ZM243 177H245V179H243ZM255 177V178H254ZM233 178H234V180H233ZM207 179H210L209 181H210V183H209V181L207 180ZM227 180V181H226ZM232 180V181H231ZM191 181H193V180H191ZM206 181V182H205ZM229 181V182H228ZM234 182V183H233ZM240 182V183H239ZM236 183V184H235ZM232 184H234V185H232ZM244 185V186H243ZM228 186V187H227ZM236 188H235V187ZM247 187V188H246ZM198 189L196 190V192L198 193ZM234 193H233V192ZM262 191V192H261ZM200 192V191H199ZM235 192H239L238 193V196H236L237 194H235ZM243 192H244V194H243ZM201 193V192H200ZM233 193V194H232ZM248 195H247V194ZM256 193V194H255ZM251 194V195H250ZM254 194V195H253ZM261 194V195H260ZM243 195L245 196V197H243ZM246 196H247V198H246ZM252 197V198H251ZM253 197H254V199H253ZM235 198V199H236ZM243 198V199H242ZM244 198H246V199H248L249 198V200H246V199H244ZM250 199H251V201H250ZM245 202H244V201ZM252 200H255V201H252ZM251 202V204H254V205H248L249 203ZM257 203L256 205H255V203ZM243 203H245V204H243ZM237 205V206H238ZM181 206V205H180ZM240 206V208H242ZM246 206H247V208H246ZM250 206V207H249ZM185 207L186 206H182L181 208H179V210L181 209L182 211H183V213L185 214V212H186V210H185ZM236 207V206H235ZM250 209H251V211H250ZM249 210V211H248ZM257 214V215H256ZM149 217H151V218H153V217H155V219H152L151 221L152 222H155L156 224H161V223H163L164 221H165V219H167V217H166V215H165V217H163V216H161V214H160V212L158 213L157 211H153V213L152 214H150L149 215ZM259 223H258V222ZM151 222V223H152ZM223 226V225H222ZM227 226H230V225H227V223H226V227ZM258 226V227H257ZM261 226V229H262V231H256V228H259ZM263 226V227H262ZM252 227H254V228H252ZM231 228H234V227H231ZM255 229V232L253 231V230ZM260 228H259V230H261ZM226 230V229H225ZM253 231V232H252ZM247 232V233H246ZM215 237H218V235H220V233L219 232H216L215 231ZM218 234V235H217ZM231 234V237L233 238V237H235V236H237L238 235V232H237V229L236 228H234V231L233 230H230L229 231V233L227 232L226 233V235H230ZM213 235H210V236H207L206 238H211ZM253 236V237H252ZM241 237H242V239H241ZM250 239V240H249ZM242 240V241H241ZM243 241L245 242V243H243ZM249 241V242H248ZM253 242H254V244H253ZM247 244V245H246ZM253 244V245H252ZM255 245V246H254ZM248 246V247H247ZM250 247H253L252 248V251H251V248ZM249 248V249H248ZM251 251V252H254V253H256V251L258 252V250L257 249H259V252L257 253L258 254V256H259V258L261 259H259V258H257L256 256H257V254H255V257H252L251 256V258H250V252L248 251ZM256 249V250H255ZM261 249V250H260ZM263 251V252H262ZM262 252V253H261ZM262 255H261V254ZM249 254V255H248ZM252 255H254L253 253H251ZM261 255V256H260ZM251 259V260H250ZM262 261V262H261ZM257 262V263H256ZM259 264V263H258Z\"/></svg>", "mask_w": 264, "mask_h": 264}]
</instances>
